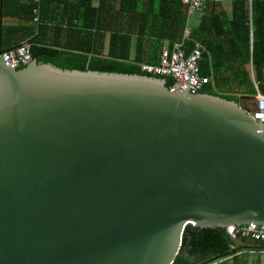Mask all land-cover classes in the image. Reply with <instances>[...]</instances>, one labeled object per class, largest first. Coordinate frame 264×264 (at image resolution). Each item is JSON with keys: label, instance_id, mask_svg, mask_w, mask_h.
I'll list each match as a JSON object with an SVG mask.
<instances>
[{"label": "water", "instance_id": "obj_1", "mask_svg": "<svg viewBox=\"0 0 264 264\" xmlns=\"http://www.w3.org/2000/svg\"><path fill=\"white\" fill-rule=\"evenodd\" d=\"M1 40L0 264H173L189 224H264V123L239 101L16 68Z\"/></svg>", "mask_w": 264, "mask_h": 264}, {"label": "trees", "instance_id": "obj_2", "mask_svg": "<svg viewBox=\"0 0 264 264\" xmlns=\"http://www.w3.org/2000/svg\"><path fill=\"white\" fill-rule=\"evenodd\" d=\"M83 1L90 2V0ZM233 1L234 13L232 18H259L260 23L263 21L264 0H252L251 4L247 0ZM123 2L124 4H128V6H125V9L132 14L134 13V18H129V29L126 32L110 25L111 18H72L66 21V25L69 26L68 29L56 26L54 28L56 33L51 36L48 18H40L35 23L38 29L36 35H33L28 40L31 43L33 58L39 62H51L62 68L145 74V71L140 66L142 62L141 51L137 53L134 59L130 57L131 35L136 31L139 35L138 48L141 47L145 36L157 34L154 39L157 58L160 57L161 50L166 41L165 35H170L169 40L171 42L169 46L172 47L174 43L180 42L186 53L193 51L197 43L202 42L203 53L200 60L202 75L211 74L209 72L211 66L215 69H219L222 66L220 55L216 51V45L214 43L217 39L215 35L211 34V36L204 39V36H202L204 33L199 28L190 30L187 36L183 34L184 29H186V14L181 0H123ZM141 3L142 6L138 10L137 7H140ZM87 7H89V4ZM127 7H130V9ZM35 8H38L40 11L39 4H33L31 11L34 12ZM90 9L93 11L97 10L91 7ZM167 9H169V13L163 15ZM201 18H209L206 29L212 32V30H218L213 29L217 27L215 21L218 20L219 22L220 18L230 17L222 6L221 0H217L210 3ZM24 19L28 21L27 23L34 26L32 22L34 18ZM243 21L246 22L245 19ZM168 29L170 32H167ZM108 30H111L110 50L108 54H105L104 45ZM65 31L66 35L63 37ZM256 33L257 36L253 41V51L251 54L252 61L260 60V52L258 53L256 51V46L260 42V33L259 31ZM247 43H249V39ZM261 45L264 47V37ZM247 50L249 53V48ZM236 57L238 61L240 60L242 63L247 64L250 53L246 55L239 54ZM236 74L238 78L241 77V82L252 84L250 73L247 70H243L241 73L236 72ZM158 77L161 78L162 76ZM173 81L172 78L167 77L166 85L171 86ZM260 83V89L263 92L264 82L261 81ZM236 89V86H220L214 84L211 78L210 82L205 84L201 89V92L221 95L225 98L239 101V96L235 95L237 93ZM246 90H244V93L250 95L256 94V89L253 85L250 86L249 84V88ZM251 246L256 248L264 247V242L243 238L238 240L233 239L228 234L227 227H198L189 224L186 226L183 234L180 253L173 264H203L204 262H211L218 258L228 257L232 254L233 249L241 250ZM235 257L236 264H239V259L243 255L241 254Z\"/></svg>", "mask_w": 264, "mask_h": 264}, {"label": "crops", "instance_id": "obj_3", "mask_svg": "<svg viewBox=\"0 0 264 264\" xmlns=\"http://www.w3.org/2000/svg\"><path fill=\"white\" fill-rule=\"evenodd\" d=\"M145 2V1H144ZM40 5V18H48L49 28L51 30V36L56 33L54 28L59 26L61 28H69L66 25L67 19L72 18H111V24L116 29H121L126 32L129 29V18H134V13H130L125 9L123 0H90L86 2L83 0H0V26L2 30L1 46L4 49L10 48L19 44L24 40H29L33 35L37 33V25L34 19L32 22L34 26L27 23L24 18H35V13L31 11L33 4ZM222 6L227 11L230 18H220V21H215L217 27L207 31L208 19L201 18L205 13H198L189 15L186 7L184 6L186 14V30H192L194 28L202 29V36L204 39L211 36H216V51L220 55V62L222 66L219 69H215L213 66L209 68L211 74H207L212 78L214 84L220 86H236V90L239 98V103L249 110L248 107H253L256 101V94L260 89V82H264V47L262 44L264 37V18L260 23L259 18H232L234 13V1L233 0H221ZM89 4V7H87ZM213 4V3H212ZM142 6L137 7L139 10ZM97 9L93 11L90 9ZM130 9V7H127ZM172 9L170 8V11ZM172 12V11H171ZM169 9L163 14H168ZM132 14V15H131ZM161 19V18H160ZM243 19L246 20L243 21ZM107 20V19H106ZM162 20V19H161ZM108 21V20H107ZM29 25V27H27ZM109 25V22H108ZM134 28V26H133ZM248 28V30H247ZM185 30V29H184ZM206 30V31H205ZM108 30L105 38L104 53L108 54L110 50V33ZM259 31V44L256 46V51L259 53L260 60L252 61L253 41ZM167 32H170L169 29ZM166 32V33H167ZM184 34V32H183ZM63 34V37H65ZM157 34H151L145 36L140 48H138V33L133 32L131 35L130 57L134 59L139 51H141L142 62H156L159 58L155 53L154 39ZM170 35H165L166 41L164 46H169ZM249 39V43H247ZM5 43V45H3ZM202 45V42H198ZM163 46V47H164ZM249 48L250 58L248 63H242L238 61L237 55L249 54L247 49ZM139 49V50H138ZM247 52V53H246ZM156 56V57H155ZM156 58V59H155ZM247 70L250 73L251 83L241 82V77L238 78L236 72H242ZM259 72V77H258ZM254 86L256 94L250 95L244 93V90ZM243 90V92H242ZM248 91V90H246ZM264 92V91H263ZM235 252L228 257L222 258L216 264H236L235 256L243 257L239 259V264H264V247H248L241 250L234 249Z\"/></svg>", "mask_w": 264, "mask_h": 264}, {"label": "built area", "instance_id": "obj_4", "mask_svg": "<svg viewBox=\"0 0 264 264\" xmlns=\"http://www.w3.org/2000/svg\"><path fill=\"white\" fill-rule=\"evenodd\" d=\"M217 0H181L187 5L190 14L205 12L210 3ZM251 4L252 0H247ZM35 21L40 20V11L34 9ZM190 30H186L189 35ZM202 45L197 44L190 53H186L180 42H176L172 47L164 46L158 62L142 63V69L151 75L172 78L171 90H187L191 93L201 91L205 84L211 80L210 76L201 74L200 60L202 58ZM6 65H15L16 68L29 64L32 59L31 43L22 41L18 45L5 49L2 54ZM251 115L259 122L264 123V93L259 91L256 94V101L249 109ZM227 232L233 239H246L264 242V224L247 223L231 224L227 226Z\"/></svg>", "mask_w": 264, "mask_h": 264}, {"label": "clouds", "instance_id": "obj_5", "mask_svg": "<svg viewBox=\"0 0 264 264\" xmlns=\"http://www.w3.org/2000/svg\"><path fill=\"white\" fill-rule=\"evenodd\" d=\"M185 7H186V10H187V13L189 14V15H192V14H190L189 12H188V8H187V5H185L184 3H182ZM204 13V12H203ZM40 14V13H39ZM195 14V13H194ZM196 14H198V13H196ZM35 21V20H34ZM35 22H37V21H35ZM184 34L186 35V29H185V31H184ZM187 36V35H186ZM24 41H26V40H24ZM28 41V40H27ZM198 44V43H197ZM197 46V45H196ZM5 50V49H4ZM3 50V51H4ZM158 62V61H157ZM142 63H147L146 61L145 62H141L140 63V66H141V68H142ZM149 63H152V62H149ZM26 66V65H25ZM20 68V67H19ZM144 71V70H143ZM145 74H147V75H150V76H156V75H151V74H148V73H146L145 72ZM156 77H158V76H156ZM161 78H164V77H161ZM164 79H166V78H164ZM170 87V86H169Z\"/></svg>", "mask_w": 264, "mask_h": 264}, {"label": "rangeland", "instance_id": "obj_6", "mask_svg": "<svg viewBox=\"0 0 264 264\" xmlns=\"http://www.w3.org/2000/svg\"><path fill=\"white\" fill-rule=\"evenodd\" d=\"M40 18V17H39ZM3 45H5V43L3 44ZM235 95H237L238 96V94H235ZM249 109H251V106L250 107H248ZM234 250V249H233ZM233 252V251H232ZM224 258V257H223ZM222 258H218V259H215L214 261H211V262H206V263H208V264H216L218 261H220ZM206 263H204V264H206Z\"/></svg>", "mask_w": 264, "mask_h": 264}]
</instances>
